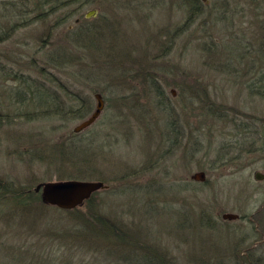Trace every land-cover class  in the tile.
Instances as JSON below:
<instances>
[{"label": "rangeland", "instance_id": "1", "mask_svg": "<svg viewBox=\"0 0 264 264\" xmlns=\"http://www.w3.org/2000/svg\"><path fill=\"white\" fill-rule=\"evenodd\" d=\"M36 1L0 0V184L29 191L33 209L22 215L0 192V264H244L242 255L264 257V177L254 176L264 172V89L256 82L264 79V0H199L196 10L192 0H92L67 20L63 9L44 20H34L31 8L17 15V6ZM91 9L95 15L85 17ZM95 26L106 35L97 51L83 47ZM75 27L88 32L73 42L68 29ZM59 47L73 49V64L50 57ZM139 66L156 75L163 94ZM24 80L63 109L82 97L88 111L56 114L39 93L23 100ZM95 93L103 109L75 132L94 110ZM72 140L93 159L88 166L63 154ZM197 171L204 180L191 178ZM72 174L108 185L93 192L95 210L147 250L108 248L96 237L84 243L69 231V211L42 203L34 186ZM202 211L206 224L197 217Z\"/></svg>", "mask_w": 264, "mask_h": 264}, {"label": "trees", "instance_id": "2", "mask_svg": "<svg viewBox=\"0 0 264 264\" xmlns=\"http://www.w3.org/2000/svg\"><path fill=\"white\" fill-rule=\"evenodd\" d=\"M26 3H28V0H24ZM192 9L196 10L198 8V5L196 4L197 2L200 3L199 0H192ZM48 4V8L46 7L45 9V5ZM89 4H93L92 0H43V1H36L35 3L32 4V6H28L25 9L21 8L22 4L17 6V15L20 17L22 16L23 13H27L29 12L30 8L35 11V15H34V20L41 18L42 20H44L46 17L45 15L48 13H53L55 11H58L59 9H63L60 10L62 11L60 14L62 15L61 19L63 18L64 20H67L68 17H70L73 13L77 12V10L81 11V9H83L85 6L89 5ZM75 5V7L69 8L71 6ZM16 14V13H15ZM82 17V18H81ZM33 18H28V19H22L21 22H31V20H33ZM82 20L81 22H83L84 18H83V14L79 15V21ZM76 21V19L74 20ZM78 21V22H79ZM62 21H59V23ZM57 23V25L59 24ZM90 24V23H89ZM16 24L12 25L11 27L14 29V26ZM82 26V25H80ZM68 27V26H66ZM73 27V26H72ZM85 27V25L83 26ZM91 28V27H90ZM89 28V29H90ZM12 29V30H13ZM105 27L104 26H100V28H97L95 26V29L92 28V36L88 37L87 39L83 40V47L88 48V50H95L97 51L99 48H101L100 43L103 41V39L106 37L105 35ZM69 31V38L70 40H72L73 42L76 41V39L79 38L80 36V32L84 31L83 33L86 34L88 32V30L85 33V30L81 29V28H77L75 27V29H68ZM2 38V36H0ZM73 47V46H72ZM61 53L59 55H51V58H58L59 60L61 59V61H63L64 63H68V64H73L75 62V55L72 53L73 49L72 48H62L59 47ZM92 58V57H91ZM90 58L91 62L92 59ZM141 66H139V68L137 69L139 71V73H143L144 71H141ZM42 70V69H41ZM83 70V71H82ZM80 71V74H84L86 72V69L83 68ZM156 75L151 74L150 72L145 71L143 73V77L144 79H149L150 80V86L152 88V90H154L155 94L157 96L163 94V87L161 84L156 82ZM52 79V78H51ZM263 78H259L256 80V82L259 83V87L264 89V84H262V80ZM24 82V86L26 87V94L23 93L24 98L23 100L26 99H33L32 97H36L39 94L42 95L41 97V105H45V103H49L50 106H52L50 109H53V112H55L56 114H61V113H73L75 114V118H81L84 117V115L86 114V112L88 111V105L85 104V101L83 100L82 97H78L75 98V100L78 101V103L73 107V106H69L66 109H63L62 107H59V103L56 102L55 96H52L53 94H49L48 91H45L43 88H41V91H37L39 89V86H37L36 84H32L30 82H26L25 80ZM121 83V82H120ZM119 86V85H118ZM123 86V84H122ZM191 91H193V87L189 85V88ZM40 90V89H39ZM17 91V90H16ZM20 95H22V93L19 92ZM28 95V96H27ZM31 95V96H30ZM21 101V100H20ZM78 107V108H77ZM78 112V113H77ZM68 147V148H67ZM65 149H67V151H63V154L67 155V158L69 159L68 161L72 164V165H78V163L86 164L88 166V164L92 163V158L88 155V153L86 152V148H82L79 145H76L73 143L72 141H68V143L65 145L64 147ZM82 153H84L82 155ZM89 168V167H88ZM88 170V174H91L92 172L89 171V169H85ZM87 174V173H86ZM70 178H77V179H81L84 176H81L80 174H75V175H67ZM87 176V175H86ZM0 192L7 194V198L6 200H8L10 203H12L14 205V209L15 210H19L21 211L22 215H26V214H31V210L32 207L28 206L27 201H25V198H27L28 194L30 193L27 190H23L22 188H15L13 187L11 184L3 182L2 184H0ZM31 194V193H30ZM93 193L91 194V196L85 200V202L81 205V206H77L74 207L72 209H65L66 211H69V213L71 214V219L74 222V227L71 228L69 231L73 230L72 232H74L76 235L80 236L81 242L84 243H90V237H96V238H100L104 239L108 242V248L110 247H125L128 244H132L135 247H141L143 249H145V245H143L142 243H138L137 242V235L133 234L131 231L126 230L125 228H123L120 224L116 223L115 221H111L109 220V218H107V216L98 213L95 210V206L93 205ZM42 205V204H41ZM205 216L206 213L205 211H202V213H200L197 217L200 218V223L206 224L207 221L205 220ZM54 230L49 229L48 232H50V236H53V232ZM63 233H66L65 231H62ZM66 234H57L55 236H57V238H62L63 236H65ZM79 239V238H78ZM80 242V240H79ZM103 242V241H102ZM104 242V243H107ZM106 244H103V246H105ZM106 247V246H105ZM147 250V248H146ZM242 261L244 262V264H264V257H251L250 255H242L241 257ZM237 264H238V259H236ZM161 264L162 263V259H161Z\"/></svg>", "mask_w": 264, "mask_h": 264}, {"label": "water", "instance_id": "3", "mask_svg": "<svg viewBox=\"0 0 264 264\" xmlns=\"http://www.w3.org/2000/svg\"><path fill=\"white\" fill-rule=\"evenodd\" d=\"M95 13L96 9H91L85 13V17L94 16ZM94 97L96 99L94 110L73 127L75 132L81 131L91 125L103 109L104 100L102 95L95 93ZM254 176L256 179H262L264 172L256 171ZM191 178L194 180H204L205 172L197 171L191 175ZM107 186L102 180L65 178L38 182L34 186V190L39 192L42 203L57 206L62 209H72L81 206L96 190L106 188ZM222 217L225 219H235L238 217V214L224 212Z\"/></svg>", "mask_w": 264, "mask_h": 264}]
</instances>
